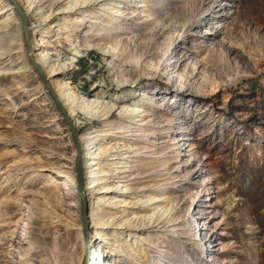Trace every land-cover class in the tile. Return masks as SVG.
<instances>
[{
	"label": "rangeland",
	"instance_id": "obj_1",
	"mask_svg": "<svg viewBox=\"0 0 264 264\" xmlns=\"http://www.w3.org/2000/svg\"><path fill=\"white\" fill-rule=\"evenodd\" d=\"M9 1L12 10L0 6V264H82L87 250L89 264H264V0L102 1L118 6L113 14L16 0L59 99L55 82L79 103L113 104L112 121L124 106L151 114L135 139L102 135L100 118L76 111L85 192L98 165L108 172L97 182L113 186L86 192L88 242L76 147ZM90 152L101 164L86 169ZM132 202L159 226L118 227ZM100 215L115 224L97 226Z\"/></svg>",
	"mask_w": 264,
	"mask_h": 264
},
{
	"label": "bare ground",
	"instance_id": "obj_2",
	"mask_svg": "<svg viewBox=\"0 0 264 264\" xmlns=\"http://www.w3.org/2000/svg\"><path fill=\"white\" fill-rule=\"evenodd\" d=\"M45 1H47V0H34V1L33 0L32 1L31 0H27V3H28V5L30 7L33 6L36 9L42 11L43 10L42 5H44ZM62 1L63 0H51V3H52V5H56V4H58V3L62 2ZM102 1H105V0H74L73 2H71V5L72 6L70 5V7H68L67 9H72V8H76V7L77 8L78 7L79 8H81V7L82 8L83 7L91 8V7H95L97 5H100L102 7V8L100 7V10H105L106 11V10L109 9L111 11L109 14L116 13V11H117L116 9H117L118 6H115V5L110 6L111 4L108 5L107 3H103ZM120 3H121V1L119 0V2H117V4H120ZM0 6H1V10H4V9L10 7L9 9L6 10V11H8V10H12L11 7L13 5H12V3L9 0H0ZM118 48L119 47H116V46H114V47L110 46L108 48L107 52H112L113 51L114 53H117L118 50H119ZM43 66L46 67L45 66V59L44 58H43ZM55 73H57L55 68H50L48 70V74H49L50 77L52 75H54ZM55 83H58V87H59L58 91L61 92V94H60L61 95L60 96V100L62 101V104L67 109V111L69 112V115L73 118L74 121H75V119L77 117V112L76 111H77V109H79L80 111H83L82 113L88 115V117L89 116L90 117H98V118H100L103 121V127H101L102 129L100 130L103 133L102 135H104V134H107L108 135L109 133L114 132V130H118L119 129V132H120V134H122V136H125L127 134H134V133H136V134L141 135V137L135 138V139H142L143 134H145L147 132L148 129L146 128L145 125H147L149 123V120H145V116H148V115H151V114L149 112H146L143 103L137 104V105H133L132 107H128V106L122 107L118 118H116L115 121H112L111 120V117H112V112L114 110V105L113 104L112 105L110 103L101 104V103H103V101L102 100L99 101L98 98L97 99L94 98L93 100H91L90 102H87V103L85 101L84 102L80 101L81 103H79V99H77V97H75V95H73V93H70V92L69 93L62 92V91L65 90V87H64L65 85H61L59 82H55ZM62 93H64V94H62ZM76 124H77V122L75 121V125ZM96 136H98V135H96ZM95 139L97 140L98 138H95ZM96 140H92V139L88 140V139H86V142L84 144H86L87 148H89V150H91L93 147H95V145H92V144L96 143L95 142ZM127 148H129L128 150H126L127 153L130 154L129 157L132 155L131 153H133V152L136 154V156L138 155L137 153H139L138 152V149L139 148L138 149H134V146H131V145L129 147H127ZM120 154L122 155V153H120ZM88 155H90V157L88 158L89 160L86 162V165H85V168L86 169L87 168L90 169L93 165L101 164L100 163L101 156H100V153L99 152L98 153H96V152H90L89 154L88 153L83 154V156H88ZM118 156H120V155H118ZM138 161H139V159H138ZM110 162L107 161L106 164L107 163H110ZM124 162H129V161H124ZM135 164H131V163L129 164L128 163V165H127L128 166V172H129V168L132 169L133 165H135V168H136L137 163H135ZM98 166L95 169H93V170L91 169L89 171L90 177H88V178L90 179V181L88 183V188H86V192H88L87 193L88 194V197H90V195L93 194L95 190L96 191H100V190H103V189H106V188L107 189L113 188V186L110 187L111 185H108L107 182L106 183H101V184L99 182H97V181H99V180L102 179V177H98V174L100 172H104V173L108 172L107 169H104L105 166L104 167H98ZM139 166H137V168ZM125 168L127 169V167H125ZM135 168H134L133 173L136 172ZM121 173H122V171H121ZM100 174H102V173H100ZM109 174H110V172H109ZM103 175L106 176L108 174H103ZM135 177H137V176H135ZM103 178H105V177H103ZM127 178L130 179V177H127ZM131 179H132V177H131ZM110 180H113V179H110ZM104 181H105V179L103 180V182ZM131 182H133V181H131ZM126 187H124V188H126ZM129 189H131V188H129ZM86 192H85V194H86ZM154 198L153 199H150V200L148 199L147 202L153 201ZM132 203H134L135 209L132 210L130 208H125L123 210L122 213H124L123 215H125V218L124 219H121L119 222L116 223V225L118 227H120V228L125 227V229L129 230L130 233H131L132 230L133 231L140 230V229L147 230V229H149V228H147V226L149 224H150V227H151L157 221H160V218H157V220L152 221V219H150V221L147 222V218H145V216L143 215V213H141V212L145 211L147 208H143V206L142 207L138 206L137 204L140 203V202H132ZM144 207H146V206H144ZM105 217H106V215H100V217L98 218V220H95L94 222L97 224V226H101V227H105V226H108L109 227V226H113L115 224V222H116L115 216H112L111 217L112 219H110V220H105ZM157 226H159V223H156L155 224V227H157ZM98 233H100L102 235H107L108 234V233H106L104 231H100ZM144 238L145 237H142V236L140 237V239H142V240ZM91 241L92 240H89L90 244H91ZM117 243H118V241H117V239H115V241L111 245L112 246H117L118 245ZM84 248L86 250V248H87V245L86 244H84ZM89 256H90V254H89ZM27 262L28 261H26L24 263H27Z\"/></svg>",
	"mask_w": 264,
	"mask_h": 264
},
{
	"label": "water",
	"instance_id": "obj_3",
	"mask_svg": "<svg viewBox=\"0 0 264 264\" xmlns=\"http://www.w3.org/2000/svg\"><path fill=\"white\" fill-rule=\"evenodd\" d=\"M15 9L17 11V14L21 20L22 24V30H23V38L25 41V46L27 50V55L30 58L31 64L34 66L36 69L39 77L41 80L44 82L46 85L49 93L51 94L52 98L54 99L55 103L59 107L62 116L64 120L66 121L68 127H69V132L71 134V138L73 143L75 144L76 147V157H75V167H76V174H77V191L80 199V205H81V217L82 221L84 224V232L86 236V241L88 242V229H87V218H88V203H87V195L85 194V186H84V179H85V170L84 166L81 162L82 160V147L79 139V135L77 132V127L75 125V121L73 118L69 115V112L67 109L64 107L62 102L60 101L59 97L56 95V93L53 91L51 88L48 78L45 75L43 68L41 64L37 61L36 56L33 54V49H32V43H31V38H30V28H29V20L27 18V14L23 11L21 6L16 0H12ZM87 249H89V245L87 243ZM89 250H87V253L85 254V257L83 259L82 264H89Z\"/></svg>",
	"mask_w": 264,
	"mask_h": 264
}]
</instances>
